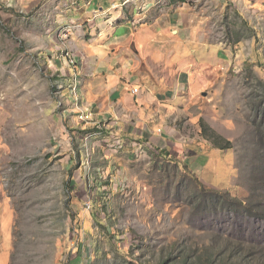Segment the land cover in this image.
<instances>
[{
  "label": "rangeland",
  "instance_id": "rangeland-1",
  "mask_svg": "<svg viewBox=\"0 0 264 264\" xmlns=\"http://www.w3.org/2000/svg\"><path fill=\"white\" fill-rule=\"evenodd\" d=\"M46 1L0 0V264H264V0L156 9L191 38L141 57L164 77L161 132L115 151L75 119Z\"/></svg>",
  "mask_w": 264,
  "mask_h": 264
},
{
  "label": "crops",
  "instance_id": "crops-1",
  "mask_svg": "<svg viewBox=\"0 0 264 264\" xmlns=\"http://www.w3.org/2000/svg\"><path fill=\"white\" fill-rule=\"evenodd\" d=\"M167 1L54 0L55 6L60 4L56 10L59 13L53 16L54 24L59 26L55 39L63 40V50L76 56V71L81 82L79 93L102 113L103 124L111 126V131L118 136L157 133L150 128L154 117L150 107H155L154 102L158 103L159 97H165L160 90L166 88L164 77L162 79V74L154 69L155 81L141 57H147L148 64L154 68L150 56L174 43L171 33L184 36L186 41L191 38L184 11H169V7L156 10ZM47 4L48 0L43 5ZM61 58L55 60L58 70L72 72V68L62 65ZM178 72V80H173L176 88L184 85L180 83L182 71ZM134 87L138 88L137 94L131 92ZM167 91L173 88L167 87ZM161 136L159 146L169 150L172 140L167 135ZM154 138L157 136L150 137L152 141Z\"/></svg>",
  "mask_w": 264,
  "mask_h": 264
},
{
  "label": "built area",
  "instance_id": "built-area-1",
  "mask_svg": "<svg viewBox=\"0 0 264 264\" xmlns=\"http://www.w3.org/2000/svg\"><path fill=\"white\" fill-rule=\"evenodd\" d=\"M3 1L11 2V0H3ZM64 55L66 58H69V63L67 62L68 67H70V65H73V68L76 69V66H75L77 62L76 56L70 55L68 51H65ZM75 69L72 70L71 75H70L71 82L68 83V86L70 88V96L68 97V101H69V104H71L73 107L72 110L75 112L76 121H78L79 123H82L85 126V128L92 127V128L99 129L102 126H106L109 129L107 132L108 138L106 139V141L109 142V145L107 146L112 151L122 149L127 146H135V145L142 148V145H140V142H135L134 139H130L131 137L124 138V137H121V135L118 136L114 134L115 132L114 130L111 131V128H110L111 126H107L103 124V121H105V119L102 118V113L98 111L91 103L86 102L81 97L79 93V79H78V75L76 74ZM131 92L133 94H137L138 88L137 87L132 88ZM60 105H63V103L60 102ZM112 119L115 120L116 117ZM156 132L160 134L161 129H157ZM93 134H97V133H93ZM86 205L87 207L90 206V200L86 203Z\"/></svg>",
  "mask_w": 264,
  "mask_h": 264
},
{
  "label": "trees",
  "instance_id": "trees-1",
  "mask_svg": "<svg viewBox=\"0 0 264 264\" xmlns=\"http://www.w3.org/2000/svg\"><path fill=\"white\" fill-rule=\"evenodd\" d=\"M185 0H169L170 4L171 3H179V2H184ZM206 130H207V126L205 123H201V134L204 136L206 134ZM216 144V142H215ZM215 146V145H214ZM217 146V145H216ZM215 146V147H216ZM220 147V146H219ZM224 148H229V146H221L220 149H224ZM160 150H165L164 147H160ZM241 205L246 204L243 201H238ZM180 264H186L185 260L180 261Z\"/></svg>",
  "mask_w": 264,
  "mask_h": 264
}]
</instances>
